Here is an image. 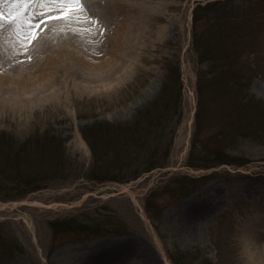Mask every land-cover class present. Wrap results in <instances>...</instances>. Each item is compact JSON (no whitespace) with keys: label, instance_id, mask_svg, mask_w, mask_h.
<instances>
[{"label":"rangeland","instance_id":"1","mask_svg":"<svg viewBox=\"0 0 264 264\" xmlns=\"http://www.w3.org/2000/svg\"><path fill=\"white\" fill-rule=\"evenodd\" d=\"M38 1L28 0L24 8V0H0L4 16L19 13L0 19L14 26L19 41L30 42L35 27L54 21L22 55V44L2 41L18 50L13 59L19 71L37 65L39 47L57 30L98 32L77 26L100 16L96 0H79L82 7L73 0L72 8ZM205 2L226 6L219 28L208 26L216 21L211 10L198 13L197 36L193 6ZM256 2L261 4L255 8ZM143 7V14L160 17V59L145 65L154 68L129 74L113 92H102L99 82L60 98L26 100L25 92L0 85V132L18 141L54 132L64 142L68 173L22 196L0 189V264L263 263L242 253L240 238L264 214V0H144ZM231 16L237 23L228 29ZM195 37L208 59L198 60ZM227 50L232 59L236 53L241 58L223 61ZM176 72L177 106L171 81ZM165 82L172 83L170 92L157 99ZM227 85L229 94L221 91ZM238 107L242 112L235 113ZM96 122L116 124L103 130L102 140L117 141L98 145L93 155L81 129ZM194 140L199 150L191 152Z\"/></svg>","mask_w":264,"mask_h":264},{"label":"bare ground","instance_id":"2","mask_svg":"<svg viewBox=\"0 0 264 264\" xmlns=\"http://www.w3.org/2000/svg\"><path fill=\"white\" fill-rule=\"evenodd\" d=\"M39 2L43 3L39 0L37 4ZM95 3L100 4V16L87 17L77 23V26L94 28L98 30L94 31L96 34H88L86 29L80 33H62L61 30L53 32L51 36H46L44 45L38 49L41 58L37 65H26V70H17L20 64L14 62L13 55H17L18 50L11 49L10 44L9 48L4 47L1 43L5 40L20 47L22 44V55L30 51L31 41L52 18L35 27L38 31L32 35V40H28L30 42L19 41L13 30L14 26L0 22V60L7 61L6 64L0 61L2 88L6 86L11 90L17 89V94L23 91L26 100L60 98L76 88H80L79 92L88 90L99 82L102 92L111 93L129 74L138 72L143 67L154 68L145 65H153L160 59L161 27L158 13L153 11L149 15L143 14L144 0H96ZM52 22L54 21L50 23ZM99 26L104 28L100 29ZM107 80L113 84L107 85ZM49 88L53 90L48 91ZM261 234L264 235V214L249 222L240 241L242 253L250 259L253 257L261 260V264H264V246L259 245V237L264 238Z\"/></svg>","mask_w":264,"mask_h":264},{"label":"trees","instance_id":"3","mask_svg":"<svg viewBox=\"0 0 264 264\" xmlns=\"http://www.w3.org/2000/svg\"><path fill=\"white\" fill-rule=\"evenodd\" d=\"M259 5L261 2L258 3ZM222 6L219 2H214L211 4H207L205 6H197L194 9L193 19L195 23L193 24L194 34H199L196 32L198 24H196V21L202 19L198 17V13L203 9H208V11L211 10L213 13V19L216 21H210L208 23H211V27L219 28L222 23V17L220 16V12L222 10ZM219 14V15H218ZM210 18H208L209 20ZM230 24L227 25L228 29L234 25H236L237 21L236 18L231 16V19L229 18ZM198 36V35H197ZM194 46L198 51V57L200 60H206V54L204 52L199 51V47L197 44V39L195 37L194 39ZM232 53L230 51H225L221 59L223 61L231 60ZM234 59L241 58V55L236 53V56L233 57ZM234 59H232V62H235ZM226 65L224 62L222 66ZM229 66V70H230ZM227 72V71H222ZM204 79L203 73L199 75V81ZM236 78H234L235 80ZM175 83L174 90L172 92V100L175 102V105L177 106L180 103L181 100V83L179 74L176 72L174 78L171 80ZM237 82V80L233 81ZM172 83H162L161 90L158 94V98L162 100L163 96L168 95L170 91H168V87H170ZM199 89L201 87V83L198 84ZM232 88V87H231ZM228 85L224 90H221L223 93L229 94L230 89ZM164 105H167L166 102H164ZM148 111V110H147ZM142 111L140 110L138 114H140ZM242 112L241 107H238L235 113ZM148 114V113H147ZM115 126L110 125L109 123H93L87 127H83L81 129L82 136L85 139L86 143L88 144L91 153L95 152L96 147L99 145L101 146H107L112 143H116L117 139H112L106 137L105 140H102L106 127ZM130 132L127 131V137ZM237 133V132H235ZM107 138L109 140H107ZM25 138L23 141L15 140L10 134L0 132V189H4L5 191H11L15 192L18 195H24L28 192H32L38 189H41L45 187L49 182L57 179L58 177L62 176L63 178H68V173H65V166H66V157L63 153V150L61 148L63 140L54 134V132L48 130L45 132V136L42 138H39L37 136L36 139H30ZM65 140V139H64ZM134 141H136L133 138ZM64 143V142H63ZM201 148V147H200ZM199 150V143L197 140H194L192 144V150L191 152ZM204 152V151H203ZM96 153V152H95ZM210 157L213 155V159L216 161H220L223 163H231L229 160H225L226 158L223 157H217V152H204ZM38 154L37 159H35V156ZM201 159H203V156H201ZM72 160V159H71ZM93 162L96 163L98 161V158L94 156ZM225 161V162H224ZM69 163V162H68ZM202 165V164H201ZM239 166H242V164H236ZM156 165H152L149 167V169L155 167ZM148 169V170H149ZM60 173V176L58 175ZM89 179H96V180H102V179H117L116 177L113 178H102L98 176H90ZM56 231V230H55Z\"/></svg>","mask_w":264,"mask_h":264},{"label":"snow or ice","instance_id":"4","mask_svg":"<svg viewBox=\"0 0 264 264\" xmlns=\"http://www.w3.org/2000/svg\"><path fill=\"white\" fill-rule=\"evenodd\" d=\"M56 2L63 4L64 6L68 7V8H72L74 6L73 0H56ZM75 4L79 5L80 7H82V4H79V0H74ZM24 8L28 7V0H24L23 4L21 5ZM60 15H67V13H61ZM19 17V13H17L14 17H6L4 16L3 13H0V19H16Z\"/></svg>","mask_w":264,"mask_h":264}]
</instances>
